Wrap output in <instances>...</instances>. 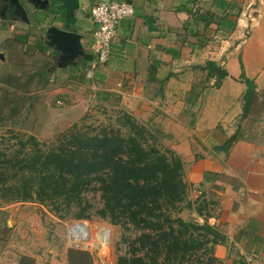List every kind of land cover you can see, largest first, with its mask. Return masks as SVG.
Wrapping results in <instances>:
<instances>
[{
  "label": "crops",
  "instance_id": "1",
  "mask_svg": "<svg viewBox=\"0 0 264 264\" xmlns=\"http://www.w3.org/2000/svg\"><path fill=\"white\" fill-rule=\"evenodd\" d=\"M9 1L0 0V12L14 8ZM103 1L126 2L133 14L120 21L109 59L87 79L96 63L90 10ZM24 8L26 19L0 20L32 26L45 16L49 26L81 36L84 56L62 66V90L113 100L156 128L181 159L192 206L209 213L197 212L196 222L225 238L212 247L214 264H264V146L239 137L225 146L238 134L232 125L242 114V73L256 93L264 88V0H49L45 11Z\"/></svg>",
  "mask_w": 264,
  "mask_h": 264
},
{
  "label": "rangeland",
  "instance_id": "2",
  "mask_svg": "<svg viewBox=\"0 0 264 264\" xmlns=\"http://www.w3.org/2000/svg\"><path fill=\"white\" fill-rule=\"evenodd\" d=\"M32 23L26 26L18 22L11 27L9 20H0V28L5 30L0 40L2 152L8 156L20 155L32 147L26 143L22 148L29 137L35 139L41 151H48L62 145L76 132L92 136L103 129H118L125 135L123 114L151 132L158 149L171 150L156 128L136 120L122 106L114 105L113 100H97L95 90H62L67 84L62 80V67L57 65L58 53L44 42L45 32L53 21L44 16L43 22ZM235 120L232 126L238 123L239 138L264 146V88L257 91L248 113L243 115L242 110L240 120ZM190 197L186 196L166 213L185 222H196V207L192 206ZM102 205L94 180L71 202L10 201L0 197V261L2 264H119V258L130 256L141 230L126 221L113 224L110 219L99 217L97 212ZM202 211L207 213V207ZM81 213L86 218H77ZM74 222L85 225L93 239L78 246L69 243L67 229ZM102 230L106 234L105 244L95 238ZM211 246L195 251L178 264H211L210 251H206ZM137 255L141 256L142 252Z\"/></svg>",
  "mask_w": 264,
  "mask_h": 264
},
{
  "label": "trees",
  "instance_id": "3",
  "mask_svg": "<svg viewBox=\"0 0 264 264\" xmlns=\"http://www.w3.org/2000/svg\"><path fill=\"white\" fill-rule=\"evenodd\" d=\"M214 66L212 62L206 65L212 76ZM225 75L224 71L215 74L216 86ZM240 81L246 87L242 107L246 115L257 93L254 82L243 73ZM122 119L125 135L118 129H103L92 136L76 132L48 151H41L29 137L22 148L26 143L32 147L20 155L8 156L0 150V197L10 201L71 202L94 180L103 201L99 217L113 224L126 221L141 230L130 256L119 258V264L183 263L209 245L206 251H210L209 261L214 264L212 247L224 243L225 238L207 222H185L166 213L187 196L181 159L170 149H158L151 132L128 114ZM237 139L236 133L225 146ZM197 212L204 219L209 216L200 208ZM77 218L86 216L81 213Z\"/></svg>",
  "mask_w": 264,
  "mask_h": 264
},
{
  "label": "built area",
  "instance_id": "4",
  "mask_svg": "<svg viewBox=\"0 0 264 264\" xmlns=\"http://www.w3.org/2000/svg\"><path fill=\"white\" fill-rule=\"evenodd\" d=\"M132 14L133 9L131 5L123 1H103L91 8L90 17L97 26L93 32L96 63H94V66H91V69L85 70V77L87 79L92 78L93 70L96 65L107 62L120 21L131 17ZM91 234L92 233L86 226L80 222H74V224L67 229L68 242L75 246L83 245L87 240H92ZM105 235L103 230L100 234H96L95 238L97 242L105 244Z\"/></svg>",
  "mask_w": 264,
  "mask_h": 264
},
{
  "label": "water",
  "instance_id": "5",
  "mask_svg": "<svg viewBox=\"0 0 264 264\" xmlns=\"http://www.w3.org/2000/svg\"><path fill=\"white\" fill-rule=\"evenodd\" d=\"M9 2L10 6L14 7V13L23 19L27 17L25 4H30L36 11H45L49 5V0H10ZM80 39V35L55 26H49L46 30V44L59 53L57 58L59 67L73 63L84 56ZM0 60H3L2 54H0Z\"/></svg>",
  "mask_w": 264,
  "mask_h": 264
},
{
  "label": "flooded vegetation",
  "instance_id": "6",
  "mask_svg": "<svg viewBox=\"0 0 264 264\" xmlns=\"http://www.w3.org/2000/svg\"><path fill=\"white\" fill-rule=\"evenodd\" d=\"M0 15L5 17V18H11L13 19L14 17H18L15 13H14V8H2V11L0 12ZM19 18V17H18ZM59 56V53L57 55V57ZM57 61V58H56ZM58 62V61H57Z\"/></svg>",
  "mask_w": 264,
  "mask_h": 264
}]
</instances>
